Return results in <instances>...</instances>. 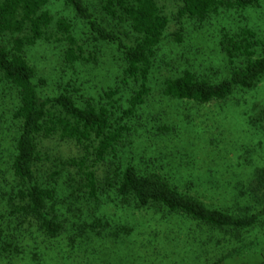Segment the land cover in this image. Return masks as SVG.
I'll list each match as a JSON object with an SVG mask.
<instances>
[{
  "label": "trees",
  "instance_id": "16d2710c",
  "mask_svg": "<svg viewBox=\"0 0 264 264\" xmlns=\"http://www.w3.org/2000/svg\"><path fill=\"white\" fill-rule=\"evenodd\" d=\"M176 1L178 27L171 35L178 44L185 35L183 18L204 23L228 9L264 5V0ZM48 2L0 0V84L15 96L8 115L12 122L0 111V264L30 261L38 243L34 232L46 239L65 236L68 245L83 246L86 253H95L91 243L104 240L115 256L127 246L133 228L110 215L112 207L122 214L145 211L161 220L176 215L233 236L264 221V167L241 186L240 198L246 200L241 212L208 205L179 190L165 165L156 166L162 165V157L151 155L148 163L143 155L127 158V148L143 128L154 131V140L177 133L160 115L147 111L155 73L162 64L170 65L166 57H158L170 22L159 1L63 0L86 24L88 37L113 46L123 64L119 83L97 99L75 96L76 89L41 93L46 82L29 64L28 47L63 42L66 64L97 62V50L86 51L72 22L54 17ZM218 45L226 57L223 77L183 68L162 76L155 88L158 98L207 104L255 88L264 78V39L248 25H223ZM247 120L253 126L264 122V106L254 104ZM61 143L72 144L74 154L55 153ZM229 257L209 264H227Z\"/></svg>",
  "mask_w": 264,
  "mask_h": 264
},
{
  "label": "rangeland",
  "instance_id": "374dc122",
  "mask_svg": "<svg viewBox=\"0 0 264 264\" xmlns=\"http://www.w3.org/2000/svg\"><path fill=\"white\" fill-rule=\"evenodd\" d=\"M170 18L167 38L159 50L162 64L155 73L151 106L147 111L160 115L176 128L171 139L154 140L149 127L135 134L134 146L127 148L129 159L143 155L163 158L164 171L178 189L216 207L243 211L246 200L242 189L251 180L253 171L264 167V122L251 125L248 116L254 104L264 106V78L255 88L237 92L226 101L197 104L158 98L156 85L162 76L194 69L213 79L223 77L226 57L220 51L218 39L223 25L252 27L264 39V5L243 10L228 9L212 19L194 22L183 18L185 35L178 44L171 35L177 29L176 0H158ZM47 8L54 17H66L72 22L73 33L86 51L95 52L96 64L70 66L63 58V42L40 41L26 49V58L36 76L45 80L42 94H55L64 88L77 90L75 96L99 98L122 78V62L113 46L103 45L88 37L86 24L76 18L63 0H49ZM238 23V24H237ZM157 76V79H156ZM154 95V97H153ZM15 96L8 86L0 84V111L4 109L10 121ZM12 122V121H10ZM153 137V136H152ZM154 144L153 146H151ZM55 153L67 157L74 154L72 144L61 143ZM245 184V185H244ZM239 198V200L237 199ZM118 221L133 228L127 246L115 256L107 241H95L93 252L85 247L68 245L67 238L46 239L37 234V246L31 248L32 258L20 264H209L221 256H230L227 264H261L264 261V221L240 235L232 231L191 225L179 216L164 219L145 211L121 213L107 209ZM40 236H39V235ZM90 244V245H91ZM91 251V250H90Z\"/></svg>",
  "mask_w": 264,
  "mask_h": 264
}]
</instances>
